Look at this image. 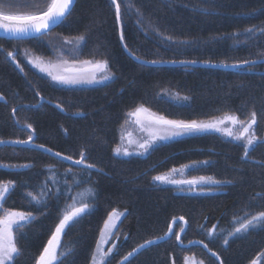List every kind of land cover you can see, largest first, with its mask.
<instances>
[{
	"label": "trees",
	"instance_id": "obj_1",
	"mask_svg": "<svg viewBox=\"0 0 264 264\" xmlns=\"http://www.w3.org/2000/svg\"><path fill=\"white\" fill-rule=\"evenodd\" d=\"M133 14H125L121 4L125 43L143 60L200 61L232 64L245 59H264V0H131ZM11 7L0 8L5 14L36 15L46 10L50 0H13ZM144 16L145 23L137 25L135 11ZM205 9L206 13L198 11ZM157 27L163 36L172 37L166 42L148 28ZM144 29L142 31L141 29ZM248 28L257 30V37L240 43L229 37L244 33ZM85 35L78 58L81 60L106 59L114 74L107 86L90 88H62L37 74L23 60L18 51L27 48L33 53L49 57V45L61 39H74ZM46 40L47 43L44 41ZM43 41L26 40L17 43L0 39L4 55L16 54L24 68L20 72L13 63L5 62L0 55V139L11 141L27 139V133L18 130L14 121L27 122L35 129L34 142L79 159L85 150L87 163L102 171L92 170L90 180L97 193L95 209L75 227L66 229L62 246L74 248L64 264H89L98 233L109 212H124L118 229L117 250L108 258L117 264L133 248L148 239L164 235L171 219L183 217L187 230L182 243L199 240L217 253L223 264H249L264 251V230L237 236L223 245L221 239L209 240L200 227L224 229L226 235L233 228L234 214L249 216L264 211V145H257L250 153L249 162H242L243 150L236 143L216 134H202L169 142L145 157H115L113 148L126 113L143 104L158 115L177 120H207L235 114L246 120L257 113L254 126L257 136L264 139V65L250 72H224L199 68H150L131 61L121 50L118 40L115 11L110 0H77L64 25L52 30ZM164 90L189 100L184 107L159 99ZM39 91L45 103L40 109L12 108L31 105L39 100ZM50 101V103H49ZM59 103L64 111L55 107ZM83 113V115H77ZM209 161L196 173L216 180L231 181L213 189V195L180 193L173 186H157L154 175L190 162ZM258 162V163H254ZM31 165L30 168L20 167ZM0 182L12 181L16 187L8 194L3 207L9 210H32L38 218L18 238L22 254L15 264H35V260L50 237L57 222L58 207L50 200L48 214L41 216L29 208L25 192L36 190L49 175L48 168L58 180L63 179L70 166L35 149L0 146ZM16 166V167H11ZM79 173L78 166H72ZM71 183V177L67 178ZM51 186V181H48ZM182 224L176 223L173 233ZM127 236L126 240L124 237ZM59 251V250H58ZM187 256L205 264H217L201 248H181L175 235L167 241L151 246L127 264H183Z\"/></svg>",
	"mask_w": 264,
	"mask_h": 264
},
{
	"label": "snow or ice",
	"instance_id": "obj_2",
	"mask_svg": "<svg viewBox=\"0 0 264 264\" xmlns=\"http://www.w3.org/2000/svg\"><path fill=\"white\" fill-rule=\"evenodd\" d=\"M75 2L76 0H50V3L47 4L46 11L37 15H11L5 14L4 11H0V32L3 33V36L0 38L15 41L17 43H23L26 40L43 41L46 36L51 34L52 30L64 25L72 13ZM162 2H166V0H162ZM110 3L114 7L116 23L120 26V42L124 50L128 52V55L136 60L141 67L148 64L156 65L158 63H165L163 60H143L134 51L130 50L127 43H125L126 37L122 24L121 4L125 5V14L131 16L134 7L131 0H110ZM4 6V4H0V8ZM8 6L10 7L11 5ZM198 11L206 13L205 9H199ZM135 15L137 16V25H143L145 23L143 14L136 9ZM148 28L156 35L162 36L164 41L172 42V37L163 36L160 30L151 23L148 24ZM141 30L144 31L143 28ZM259 31L261 34H264V28H261ZM241 36L244 37L245 42L252 40L257 37V30L255 28H248L244 33L233 34V36L229 38L240 43L241 41L239 38ZM85 40L86 37L82 34L74 38V40L65 38L63 44L59 48L53 46L52 50L54 54L57 55L55 61L45 60L42 56H34L27 49L24 50V57L28 64L37 69L40 73H44L47 77H50L51 82L61 87H76L83 85L107 86L109 82L113 81L114 74L109 68L106 59L80 61V67L76 68L74 64L69 66L68 60L64 58L66 52L76 55ZM64 45H72V47L65 49ZM0 55H4L3 49H0ZM4 61L6 63L10 61L20 72H24V68L17 62L16 54L13 51H8L6 55H4ZM176 62L177 61H171L173 64ZM180 63L195 64L196 61H180ZM258 65H264V60L245 59L233 64H210L209 67L239 68L246 72H250ZM35 96L39 97L36 103L21 105L19 109L15 107L12 108L13 116H15L18 110L23 111L26 108L38 110L43 107L45 103L44 97L41 96L39 91L35 92ZM158 98L165 103L171 102L177 107H184L185 105L182 102L189 100L187 96L180 97L178 94L170 95L167 92ZM0 101L5 104L7 103L3 95H0ZM55 107L60 111H64L59 103H57ZM77 115H83V113H77ZM14 123L19 131L27 133V139H16L11 141L0 139V145H30L32 149L45 152L49 154V156L57 158L58 161L70 162V166L64 173L63 188L61 187V181L57 179L53 171V166H49V175L46 177L44 183L39 185L36 190L26 191L24 194L29 208H35L41 216L48 214L50 200L55 199L59 204V201L63 197L64 204L63 207H58L57 222L55 223L54 229L51 230L47 243L43 246L42 251L36 258L35 264H64V260L69 255L74 254V248L71 246H62L61 238L66 234V229L75 227L82 219L93 213L97 193L92 186L90 177L92 175V170L96 172L102 170L92 163H87L85 150H81L79 159H73L72 156L63 155L59 151L54 152L51 148L34 142L35 129L30 123H21L19 119H16ZM129 124L136 125L139 132L143 135L133 140L132 132L124 130L125 125ZM256 124L257 113L255 111H253L246 120L239 119L235 114L224 113L220 117L207 121H185L168 119L164 115H158L150 111L149 108L141 104L135 107L134 110L126 113L125 125L121 126L120 143L113 148V155L115 157L124 158L132 156L144 157L150 155L160 147L167 145L169 142L184 136H193L202 133H219L221 136L228 137L231 141L237 142L238 146L243 150V155L241 157L242 162H249L251 151H253L257 145H264V139L257 136L254 127ZM209 163V161L205 160L184 164L178 168L173 167L164 174L154 175L152 177V182L154 184L158 182L160 185L174 186L175 190L186 194L213 195L214 188L223 187L232 182L216 180L212 177L203 175L189 178L191 172L199 171L201 166H207ZM72 166H79V173H82L83 176L73 172ZM0 167L8 168L10 166L0 165ZM20 167L30 168L31 165L26 164ZM69 176L71 177V183H69L67 179ZM48 181H51V186H49ZM15 187L16 185L12 181L0 182V264H15L17 258L22 254V249L18 247V238L22 237L24 234L23 230L28 228L38 218L37 215H34L32 210H9L3 207L8 194H10ZM254 199H264V194L257 193ZM124 215V212H118L116 209L108 213L103 223V228L100 230L95 250L91 255V264H111L108 258L113 254L114 250L118 249L115 243V240H118L120 235L117 222L120 221V218ZM180 219L183 220V217H180ZM231 223L233 228L231 231H228L226 235L224 234L225 230H218L216 225H213L211 228H206L204 225L200 227L204 230L209 240L221 239L223 245H228L229 240L232 238L245 236L254 231L264 230V211H259L251 216H249L247 211H245L244 216L234 214ZM184 231V227H181L180 232ZM172 235H175V240L180 242L181 237L179 233L174 234L170 225L168 231L163 236L157 237L156 239H148L138 247L133 248L132 251L128 252L127 255L123 257L120 264H125L131 257L141 252V250L157 245L160 241L166 240ZM124 238L126 240L128 239L127 236ZM109 241L113 242L111 246L105 250V245H107ZM189 243L200 244L203 242L189 241ZM181 247H186V245L181 244ZM203 247L205 249L209 248L207 243H203ZM209 251L211 250L209 249ZM211 256L215 257L217 260L220 259L214 251L211 252ZM185 264H203V261L197 262L194 257H185ZM253 264H255V262H253Z\"/></svg>",
	"mask_w": 264,
	"mask_h": 264
},
{
	"label": "rangeland",
	"instance_id": "obj_3",
	"mask_svg": "<svg viewBox=\"0 0 264 264\" xmlns=\"http://www.w3.org/2000/svg\"><path fill=\"white\" fill-rule=\"evenodd\" d=\"M9 2H13V0H0V4H4L5 6L4 7H8V5H14L13 3L11 4H9ZM10 6V7H11ZM61 40H63V39H61ZM74 40V39H73ZM46 43H47V41L46 40H44ZM50 46V48H49V52H50V56L49 57H43L45 60H49V61H55L56 59H57V55L56 54H54V52H53V50H52V48H53V46L54 47H57V48H59L60 46H56V45H49ZM72 47V45H64V48L65 49H68V48H71ZM27 48H21L20 49V51H18V53H19V57H20V59L21 60H23L32 70H34L37 74H39V75H41V76H43V77H45V78H47L50 82H51V79H50V77H47L44 73H40L37 69H35V68H33L30 64H28L27 63V60L25 59V57H24V50H26ZM28 50V49H27ZM30 51V50H29ZM34 56H40V55H37V54H35V53H33L32 51H30ZM64 58L65 59H67L68 60V64H69V66H71V65H75V67L76 68H79L80 67V61H84V60H81V59H79L78 58V53L76 54V55H72V54H69V53H65V56H64ZM52 84H54V85H56V86H59V85H57V84H55L54 82H51ZM95 86H101V85H93V86H88V85H83V86H76V87H62V88H90V87H95ZM59 87H61V86H59ZM165 92H167L168 94H170V95H175V93L174 92H171V91H167V90H164V91H162L161 93H160V96H163L164 94H165ZM180 97H183V96H180ZM186 101H183L182 103L184 104ZM151 111V110H150ZM153 112V111H152ZM125 119H126V117H125ZM214 119V118H213ZM209 120H211V119H209ZM198 121H200V120H198ZM204 121H207V120H204ZM122 125H125V120H124V122L121 124V126ZM121 126H120V128H119V133H118V143H117V145L120 143V135H121V131H122V128H121ZM124 130H127V131H131L132 132V139L133 140H136L137 138H139L140 136H142L143 134L142 133H140L139 132V130H138V128H137V126L136 125H134V124H129V125H125V129ZM202 134H209V133H202ZM211 134H216V135H218V136H220L222 139H224V140H227V141H230L231 143H236L237 144V142H234V141H231V139L230 138H228V137H223V136H221V134H219V133H211ZM197 135H201V134H197ZM193 136H195V135H193ZM185 137H190V136H184V137H181V138H185ZM181 138H178V139H181ZM177 140V139H176ZM126 143V142H125ZM238 145V144H237ZM139 157V156H138ZM192 162H190V163H187V164H191ZM178 167H180V166H178ZM177 167V168H178ZM201 167H204V166H201ZM168 172V171H167ZM164 173H166V172H164ZM164 173H162V174H164ZM202 174H199V173H196V171H193V172H191L190 173V175H189V178H191L192 176H201ZM203 176H205V175H203ZM208 177H211V176H208ZM157 186H165V185H160L158 182L157 183H155ZM166 186H171V185H166ZM174 187V186H173ZM179 192V191H178ZM180 193H182V192H180ZM119 212V211H118ZM123 217V216H122ZM121 217V218H122ZM121 218H120V220H121ZM119 222L120 221H118L117 222V226H118V224H119ZM103 228V225H102V227H101V229ZM100 229V230H101ZM99 233H100V231H99ZM99 233H98V238H99ZM98 238H97V240H98ZM119 238H120V236H119ZM112 242L113 241H109V243L107 244V245H105V250H107V248L108 247H110L111 246V244H112ZM115 243H116V240H115ZM96 245V244H95ZM95 250V247L92 249V253H93V251ZM187 257H190V258H193V257H191V256H187ZM184 260V262H183V264H185V258L183 259ZM195 260L197 261V262H199L200 260H198V259H196L195 258ZM253 262H255V264H264V251L262 252V253H260L253 261H251L249 264H253ZM89 264H91V259H90V262H89ZM203 264H205L204 262H203Z\"/></svg>",
	"mask_w": 264,
	"mask_h": 264
},
{
	"label": "water",
	"instance_id": "obj_4",
	"mask_svg": "<svg viewBox=\"0 0 264 264\" xmlns=\"http://www.w3.org/2000/svg\"><path fill=\"white\" fill-rule=\"evenodd\" d=\"M77 1V0H76ZM76 3V2H75ZM75 5V4H74ZM74 7V6H73ZM46 11V10H45ZM37 15V14H36ZM117 32H118V39H119V44H120V47H121V49H122V51H123V53L131 60V61H133V62H135V63H137V64H139L136 60H134V59H132V57H130L129 55H128V52H126L125 50H124V48H123V46H122V44H121V42H120V38H119V36H120V26L119 25H117ZM3 36V33L2 32H0V37H2ZM0 39H3V38H0ZM5 40H8V39H5ZM262 60H264V59H262ZM210 64H212V65H221V64H215V63H204V62H196L195 64H190V63H180V62H176V63H171V62H165V63H158V64H156V65H151V64H148V65H145L146 67H194V68H202V69H213V70H220V71H229V72H233V71H237V70H243V69H239V68H237V69H233V68H223V67H219V66H217V67H209V65ZM140 65V64H139ZM0 146H3V145H0ZM6 146H15V147H27V146H30V145H12V144H8V145H6ZM47 154V153H46ZM49 155V154H48ZM63 162V161H62ZM65 163H67L68 165H70V162H65ZM79 167V166H78ZM173 221H175V222H173ZM178 222H180L181 224H182V227H184V229H185V231L184 232H180L179 231V235H180V237H182L183 235H184V233L186 232V230H187V223H185L186 221L183 219V220H181L179 217L178 218H174V219H172L171 221H170V223H169V226L171 225V227H172V231L174 230V226H175V224L176 223H178ZM168 226V227H169ZM167 231H168V229H167ZM166 231V232H167ZM163 236V235H162ZM157 238V237H156ZM156 238H153V239H156ZM169 239V238H168ZM168 239H166V240H162V241H160L158 244H160V243H163V242H165V241H167ZM192 241H199V240H192ZM144 243V242H143ZM176 243H177V245L179 246V247H181V244L182 245H186V247H181V248H190V247H198V248H201L209 257H211L213 260H215V262L217 263V264H221V259H219V260H217L215 257H213V256H211V252L212 251H209V248L208 249H205L204 247H203V243H200V244H193V243H189V242H187V243H182L181 242V240H180V242H177L176 241ZM139 246V245H138ZM137 246V247H138ZM154 246V245H153ZM146 249H148V248H146ZM146 249H144V250H146ZM144 250H141V252L142 251H144ZM132 251V250H131ZM141 252H139V253H141ZM139 253H137L136 255H134L133 257H131L130 258V260L129 261H131L134 257H136ZM127 255V254H126ZM123 259V258H122ZM121 259V260H122ZM121 260L117 263V264H120V262H121ZM128 261V262H129ZM128 262H125V264H127ZM223 264V263H222Z\"/></svg>",
	"mask_w": 264,
	"mask_h": 264
},
{
	"label": "bare ground",
	"instance_id": "obj_5",
	"mask_svg": "<svg viewBox=\"0 0 264 264\" xmlns=\"http://www.w3.org/2000/svg\"><path fill=\"white\" fill-rule=\"evenodd\" d=\"M114 8V7H113ZM149 24V23H148ZM152 24V23H151ZM119 40V39H118ZM63 44V40H61V41H58V42H56L55 43V45L56 46H61ZM120 45V44H119ZM122 50V49H121ZM165 62H171V61H165ZM177 62H180V61H177ZM196 62H200V61H196ZM204 63H210V62H204ZM215 64H224V63H215ZM233 64V63H232ZM144 67H146V66H144ZM150 68H194V67H150ZM199 69H202V68H199ZM209 70H213V69H209ZM217 71H220V70H217ZM241 70H237V71H233V72H240ZM224 72H229V71H224ZM173 104V103H172ZM222 116V115H221ZM218 117H220V116H218ZM216 118V117H215ZM211 119H213V118H211ZM207 120H209V119H207ZM202 135V134H201ZM172 142V141H171ZM3 146H6V145H3ZM25 148H31V146H27V147H25ZM32 149V148H31ZM35 150H37V149H35ZM37 151H39V152H42V151H40V150H37ZM42 153H45V152H42ZM132 157H135V156H132ZM136 157H138V156H136ZM145 157V156H144ZM55 158V157H54ZM122 158H124V157H122ZM127 158H129V157H127ZM55 159H57V158H55ZM65 163V162H64ZM67 164V163H66ZM175 218H178V217H175ZM180 218V217H179ZM174 219V218H173ZM172 220V219H171ZM170 220V221H171ZM170 223V222H169ZM169 226V225H168Z\"/></svg>",
	"mask_w": 264,
	"mask_h": 264
}]
</instances>
